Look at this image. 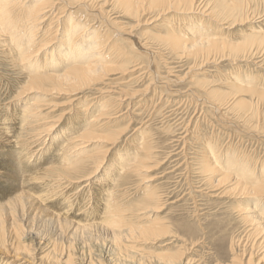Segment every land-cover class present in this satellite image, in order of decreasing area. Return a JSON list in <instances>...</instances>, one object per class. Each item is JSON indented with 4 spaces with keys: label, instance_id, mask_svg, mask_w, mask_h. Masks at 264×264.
<instances>
[{
    "label": "rangeland",
    "instance_id": "1",
    "mask_svg": "<svg viewBox=\"0 0 264 264\" xmlns=\"http://www.w3.org/2000/svg\"><path fill=\"white\" fill-rule=\"evenodd\" d=\"M30 1L32 2V0ZM101 1H106L105 8L109 13L108 16L111 17L112 15L111 18H113L112 11L115 8L113 0ZM200 2L203 4L201 5ZM197 5H200L202 12L209 10V12L213 11L214 14L213 17L211 16L212 18H203L205 21L208 20L206 27L204 24L200 25L205 29L202 27L193 29L201 20L199 17H202L199 10L192 14H185L182 11H170L163 15L158 14V10H151L139 20L125 16L123 13L120 14L121 22L131 31L134 40H138L140 46L145 47L152 54L151 58L144 54L141 59L152 63L156 67L157 74L156 76L152 75L156 79L155 85L146 88L149 84L148 79H144L137 84H130L131 89L138 91V99L145 97L143 108L140 111L133 112L134 107L128 108L123 106L125 103H122L121 107H114L110 111L113 113L117 110L116 113L119 112L118 118L104 120L101 123L105 125V129L102 132L100 131L102 133L100 138H95L92 141L88 152V155L93 154L97 159L102 155L104 147H107L108 143L111 142L106 140L112 138V136H108L112 134L113 130L127 133V136L123 137L122 143H115L113 153L108 157L107 162L102 165V173L97 174V177L102 178V182L96 181L93 183L94 185L88 187H85V183H82L81 187L78 185H75V188L70 187L74 191L70 188L65 190L61 187L54 189V193L51 188L45 204L56 199L58 201H55L54 207L49 209L52 210V213L57 214L62 211L61 216L66 217L67 215V217H70L75 212L76 220L82 221L83 219L84 222L91 221L90 223H93L94 220H89L91 218L86 217L91 216H83V214L90 212V205L94 204L93 196H97V200H106V197L101 195L104 190H107L106 196L108 198L110 196L113 207L123 204L122 207L126 210L130 209V211L141 209L142 205L145 204L144 197L150 192L157 193V196L161 198V204H163L161 210L152 213L151 216L153 217L149 219L146 218V215H141L142 219L139 216L140 225L166 224L170 234L162 235L159 238H151L149 241L137 244L136 246L146 256L166 255V257H174L186 253V257H184L192 261L193 264H230L234 254L232 244L235 243L238 250L245 251L246 256L244 259L246 262L250 259L252 250H254L251 264H264V245L256 246V243L258 244L264 240V231L258 233L251 231L252 227L242 219L243 215L239 212V209L249 207L251 208L249 212L259 217L256 224L262 223L264 221V213H262L264 211V196L259 198L245 197L240 191H230L229 184L213 188L212 181L209 179L223 173L233 178H242V180L239 178H236V180L239 179L252 188H256L259 183L264 181V100L261 103V99L256 97L257 95L250 93L238 94L237 91L242 89L238 85L244 86V81L247 86L251 84L250 88H264V0H198ZM240 6H246V8L242 7L243 9H240ZM12 30L9 29L8 31ZM19 30L21 29L14 28L13 31L18 32ZM23 30H26V25L23 26ZM196 31L202 32L197 35ZM204 31H210L207 34L210 36L217 35L219 40L221 39L227 45L233 47L213 51L208 55L205 53L206 56L195 57L189 51L185 52L173 44V41L177 43L174 36L188 37L189 35L190 37L197 36L199 38L206 36V33H203ZM4 38L6 37L2 34L0 39V192L6 191L0 193L1 203H5L17 194L16 184L9 180V176L13 174V166L10 163L16 161L14 160L16 156L15 159H18L19 165L22 163L20 168L23 167L21 170L24 173H29L30 168L32 169L30 172L33 174L30 176L42 175L51 167L60 168L64 166L65 158L68 155L65 147L67 144L62 147H54L55 149L53 148L49 152L46 151L44 154H41L42 152L38 153L36 151L41 147L26 142L27 134L20 131V128L27 126L29 123V129H32L36 123L34 121L41 118L48 117L51 119V117H54L61 119L63 112L68 108L67 104L70 98L69 94L64 95L54 91H50L48 96L42 95L45 100L48 99L50 102L56 103V106L49 110L54 111L50 114L49 111L43 112L39 117H35L30 120L32 122H29V118L25 117L26 108L20 111L24 107L23 104L26 103L27 98L18 99L22 91V85L26 81L25 77L28 75L27 71L23 70L27 64L18 59L14 60L15 58L7 50L6 43L8 44V40ZM19 39H21V36ZM3 40H6L5 43H3ZM42 52L39 61L42 60V64L47 63L46 71L62 70L64 68V66L55 67L64 64L51 63L50 61L53 60L57 62V58L50 60L45 57V52ZM118 77V75H114L110 79L115 80ZM105 84L101 83L104 88H107ZM146 90L148 93L142 96ZM94 93L95 91H92V98L99 96L94 95ZM33 96L30 95L29 98H33ZM85 103L81 99L80 105H77L78 108L80 107L81 112L86 108ZM94 115L91 114L90 117L92 118ZM68 116L73 117L75 114ZM83 116L80 117L83 118ZM87 117H89L88 114L83 120L84 125L91 124L88 127V129H91L92 123H90V118ZM65 122L60 125L59 131L49 136L48 147L53 144L54 141L51 140L53 138L55 140L59 138V143H61V134L68 129V121ZM37 124L40 125L41 123ZM13 138H19L17 143H14ZM22 139L24 141L20 142L19 140ZM144 141H147L152 152L154 161L152 160L151 164H149L150 160L148 161V167L152 170L149 169L148 173H141V175L132 174L131 179L128 181L131 183L130 186L128 185L129 189L141 184L137 190L130 192V197L124 198L121 191L124 190L121 173L130 164L131 160L134 161L136 154L139 152L135 148H138ZM8 151L9 153L12 151L14 158H12V154H10L12 157L9 156ZM121 152L125 156L127 154L128 157L126 156L125 160L120 158L124 156ZM47 155L51 158H48ZM29 156L30 158H28ZM229 156L233 157V162ZM119 158L122 159V164ZM11 159L13 160L11 161ZM235 159L236 161H234ZM204 160H209L212 166L220 171L219 174L210 175L208 173L206 175L203 168ZM118 161L121 166L118 168L119 172L114 174L117 171L116 163ZM227 161H230L231 165ZM39 162L43 163L44 166ZM96 165L97 163L87 166L84 173L93 172ZM122 167L125 168L122 169ZM238 168L241 170L239 172L241 175L235 172L236 170L240 171ZM250 168L252 171H250ZM226 169L229 171H226ZM246 171H250L249 175ZM112 174L115 176L111 178ZM51 175L53 174L51 173ZM142 175L149 177L147 179L151 181L142 183ZM30 176L26 173L24 176L20 175L24 184ZM20 177L18 176V182H20L18 184H22ZM49 177H54V175ZM108 177L112 179L110 181L112 186H106L107 184H105ZM245 177L247 180L254 178L256 181L251 179L246 184ZM5 180H7V183ZM249 182L251 183L249 184ZM10 183L13 186H10ZM28 183H26V186L30 187L32 185L35 187L34 184ZM51 184H54V182H51ZM105 186L106 189H104ZM117 187L119 189L116 190ZM112 188L114 191H112ZM78 189H81V191ZM91 189L92 195L94 192L93 196L86 194ZM84 190L86 193H83ZM62 198L66 199L62 200ZM258 199L259 201L255 202ZM65 201L68 204L70 203V206H67L68 204L64 203ZM255 204H258V209H255ZM95 212L96 210L93 217H96L97 214L98 216L101 215L100 210H97V214ZM58 214L60 215V213ZM98 216L96 217L97 220L101 218L102 222L99 219L100 222L97 221V223H103L106 219L102 217L104 215L99 216V218ZM134 220L136 221V217H134ZM24 234H27V229L24 230ZM25 244L31 247L34 245L35 247L36 243L27 241ZM6 262L7 259L0 264Z\"/></svg>",
    "mask_w": 264,
    "mask_h": 264
},
{
    "label": "bare ground",
    "instance_id": "2",
    "mask_svg": "<svg viewBox=\"0 0 264 264\" xmlns=\"http://www.w3.org/2000/svg\"><path fill=\"white\" fill-rule=\"evenodd\" d=\"M197 2L198 0H113L115 8L112 11L113 18H111L112 15L111 17L108 16L109 13L105 8L106 1L101 0H66V2L65 0H32V2L30 0H0V39L2 38V34L5 35L6 38L4 39L8 40L6 46L8 47L7 50L9 54L15 58L14 60L18 59L22 63L27 64L23 70L27 71L28 75L25 77L26 81L22 85V91L18 96V99L27 98V101L23 104L24 107L21 108L20 111L26 108L25 117L29 118V122H32L30 120L39 117L43 112H47L50 108L56 106V103L50 102L48 99L45 100V97L42 95L48 96L50 91L70 95L67 104L68 108L63 112L61 119L54 117H51V119L48 117L41 118L34 121L36 123L32 129H29V123L27 126L20 128V131L27 134L26 142H31L36 147H41L36 151L38 153L42 152L41 154H44L54 147H62L67 144L65 147L68 155L66 156L67 158L64 157V166L60 168L51 167L46 170L45 173H41L42 175L37 174L34 176H30L33 174L30 172L32 170L30 168L29 173L25 172L30 176L25 182H31L35 187L32 185L29 187L28 185L26 186V183H23L20 177V175L24 176L25 174L24 171L21 170L23 167L20 168L22 163L19 165L18 159H15L17 156L15 158L13 156L12 149L11 153L8 151L9 156L12 154L13 157H10L16 160L13 161L14 163L11 162L10 164L13 166L12 173L17 175L14 176L9 172L11 174L9 180H11L13 184H16L15 186L18 189L15 196L5 203L0 202V263L7 259L5 264L9 261V264H32L35 262H38L37 264H193L192 261L185 258L186 253H181L174 257H166V255L146 256L142 253L140 248L136 246L139 243L149 241L151 238H159L162 237V235L166 236L170 234L166 224L161 225L160 223H153L151 225H140L139 216L146 215V218L149 219L153 217L151 216L152 213L161 210L163 204H161V198L157 196V193L150 192L148 194L147 192L148 195L143 199L145 204L142 205L141 209L130 211V209L126 210L123 208V204L113 207L111 204L112 202H110V196L108 195L109 198L106 196L107 190L101 193L102 196L104 195V197H106V200H97V196H93L94 192L92 195V189L91 191L89 190L88 193L84 190L83 193L93 196L92 199H94V204L90 205V212L83 214V216H91L86 217L91 218L89 220H94L92 221L93 223H90L91 221L89 222L87 219L88 222H84L82 218V221L76 220L77 216L74 215L75 212H72L73 215L70 217H67V215L66 217L61 216L62 211L58 212L60 215L58 213V215L54 214L51 212L52 210L49 209L53 208L58 200L55 199L56 202L51 201L48 202V204H45V200L49 197L48 194H50L49 190L51 188L54 192V189H59L61 187L68 190L70 187L75 188V185L81 187L83 185L82 183H85V187H88L94 185L93 183L96 181H101L102 178H99V176L97 177V174L102 173V165L107 162L108 157L113 153L115 143H122L123 137L127 136L126 132L113 130L112 134L108 136H112V138L108 140L105 137L107 139L106 141L111 142L108 143L107 147H104L102 155L98 159L93 154L88 155L92 141H94L95 138H100L102 135L100 131L102 132V130L105 129V125L101 123L104 120L115 119L119 112L116 113L117 110L113 113L110 111L114 107H121L123 105L122 103H125L123 106H127L128 108L134 107L133 112L140 111L143 108L145 97L138 99V91L131 89L129 86L130 84H137L144 79H148L149 84L146 88L153 84L155 85L156 79L155 77L153 78L152 75L156 76V67L152 63L141 59V56L144 54L150 58L152 54L148 52L145 47L140 46L138 40H134L131 31L121 22L119 18L120 14L123 13L125 16L139 20L144 14L151 10H158V14L160 15L170 11H182V13L185 14H192L199 10V13L201 11L200 15L202 17H199L201 20L192 28H204L200 25L204 24L206 27V22L208 20L205 21L203 18H212L214 14L213 11L209 12V10L202 12ZM202 2H200L201 5L203 4ZM242 7L243 6H240V9L246 8V6ZM24 25H26L25 31L23 30ZM14 28H20L21 30L18 32L13 31ZM9 29L13 30L8 31ZM201 32L202 31H199L196 34H201ZM209 32L204 31L203 33H206V36L199 38L197 36L190 37L189 35L188 37L174 36L177 43L173 41V44L175 47L181 48L185 52L189 51L191 54H194L195 57L201 55L206 56L213 51L233 47L227 45L225 41L219 40L217 35H214L216 37L210 36L207 34ZM192 35L194 34L192 33ZM20 36L21 39H19ZM3 41V43H5L6 40ZM246 46L248 45L246 44ZM42 51L45 52V57L50 60H53L55 57L57 58V62L53 60L50 61L51 63L64 64L55 67L64 66V68L62 70L46 71L47 63L42 64V60L41 62L39 61V57L41 53H43ZM205 53L207 54L205 55ZM150 64L152 65L150 66ZM114 75H118L119 77L115 80H111L110 77ZM244 82V86L238 85L239 88H242L237 90L238 94L250 93L252 95H257L256 97H259L262 103V100H264V88H250L251 84L247 86ZM250 82L252 83V81ZM101 83H106L107 85L105 84V86L107 88H104ZM92 91H95L94 95L99 96L92 98ZM107 93L109 95H105ZM147 93V90L144 91L142 96H145ZM30 95H34L33 98H29ZM81 99L86 102V108L83 109V112L80 111V107H77ZM111 106L113 107L111 108ZM52 111L54 110L49 111V114ZM95 113L97 114L94 115ZM74 114L75 116L73 117L68 116ZM87 114L89 116L87 118H90V123H92L91 129H88V127L91 126L90 123V125H84L83 120ZM91 114L94 115L92 118L90 117ZM81 115H84L83 118L80 117ZM43 120L44 122H42ZM65 121H68V129L61 134V143H59V138L56 140L53 138L51 139L54 141L53 144H48L50 145L48 147L47 142L50 141L49 136L59 131L60 125ZM37 123L41 124L38 125ZM19 138H13L14 143H17ZM143 140H145V138H143ZM19 141L21 142L24 140L22 139ZM126 143L128 142L126 141ZM135 149H138L139 152L136 154L134 161L131 160L130 164L121 173L124 181V190L121 191L124 198L130 197V192L137 190L141 184H137L134 188L129 189L131 183L128 181L131 179V175H141V173H148L150 171L149 169L152 170V168L148 167V161L150 160L149 164H151L153 156L147 141H144ZM121 153L123 154V152ZM126 156L124 155L120 158L124 159ZM233 157L235 158L234 154ZM28 158H30V156ZM48 158L51 157L48 156ZM232 158L230 157L231 161ZM122 159H120V162ZM236 159L234 161H236ZM12 160L13 159H11V161ZM205 161L206 160L203 162L204 173L206 175L208 173L210 175H214L215 173L218 175L220 171H217L209 160ZM120 162L118 161L116 163L117 171L114 174L119 172L118 168H120L122 164V162L119 164ZM95 163H97V165L93 172L84 173L87 166ZM228 163L230 164V161ZM41 165L44 166L43 163ZM233 166H235V164H233ZM244 167L247 166L244 165ZM124 168L122 167V169ZM226 171L229 170L226 169ZM250 171H252L251 168ZM235 172L239 173L241 170H236ZM246 172L249 175V172ZM51 173L54 177H49L53 176ZM254 173L256 174V172ZM251 174L253 173L251 172ZM253 175L252 177L255 178ZM18 176L22 184H18L20 183L18 182ZM113 176L115 175L112 174L110 177L112 178ZM110 177H108L105 183L107 184L106 186H112V182H110L112 179H109ZM147 178L149 177L142 175V183L151 181ZM236 178L220 173L217 177L209 179L212 181L211 184H213V188L229 184L231 188L230 191H240L245 197L259 198L264 196V181L259 183L256 188H252L240 181L242 178H239L240 180H236ZM254 178L251 179L254 180ZM245 180L247 184V178ZM6 181L7 180H5V182ZM51 182H54V184H51ZM250 183L251 182H249V184ZM142 185L144 186V184ZM3 186L5 187V185ZM10 186H13L12 183H10ZM106 186L104 189H106ZM115 189L117 190L119 187ZM78 190L81 191V189ZM5 191L3 190V192ZM72 191H74V189ZM112 191H114L113 188ZM3 192L1 191L0 193ZM113 194L115 195V193ZM63 199L64 198H62V200ZM117 199L120 200L119 198ZM257 201H259V199L255 202ZM101 202L103 203L101 204ZM64 203H66V201ZM114 204L116 205V203ZM257 205L255 204V209H258ZM67 206H70V203ZM250 209L249 207L239 209V212L243 215L242 219L252 227L251 231H255L256 233L264 231V221L256 224L259 217L250 213ZM95 210L96 212L100 210L101 215L99 216L104 215L102 217L106 218L103 223L98 224L101 218H99L96 212L99 219L97 220V216L93 217ZM63 212L65 211L63 210ZM262 213H264V211ZM134 217H136V221ZM140 219H142V216ZM97 221L99 222L97 223ZM26 229L27 234H24V230ZM25 241L36 243L35 247L32 244H30L32 247L27 246ZM262 245H264V240L258 244L256 243L258 247ZM232 247L234 254L231 261L232 263L230 264H251L252 256L255 252L254 250H252L250 259L246 262L244 259L246 256L245 251L242 252L238 250L235 243L232 244ZM253 247H255V245H253Z\"/></svg>",
    "mask_w": 264,
    "mask_h": 264
}]
</instances>
